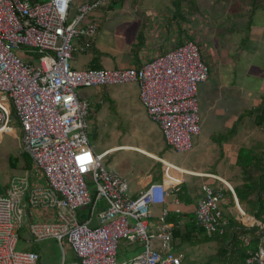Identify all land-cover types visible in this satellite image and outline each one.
<instances>
[{
  "label": "built area",
  "instance_id": "built-area-1",
  "mask_svg": "<svg viewBox=\"0 0 264 264\" xmlns=\"http://www.w3.org/2000/svg\"><path fill=\"white\" fill-rule=\"evenodd\" d=\"M75 1L0 0V138L12 134L14 118L22 134V151L32 160L31 171L12 178L0 194V264H38L36 253L16 250L19 230L26 222L34 241L54 239L61 249L67 243L78 264H118L121 242L143 247L129 264H180L170 226L163 224L157 232L148 227L150 208L164 204L167 188L151 183L137 196L128 195L124 179L103 164L112 152L96 153L89 144L90 102L81 99L77 90L136 84L146 115L159 127L167 146L185 153L200 134L197 92L209 69L199 47L186 42L139 68L74 70L72 40L92 36L96 26L88 21L89 15L106 0L82 2L73 11ZM20 52L31 55L34 63L23 60ZM31 173L36 180L30 179ZM87 173L95 184L94 198ZM224 187L234 201L235 222L262 231L255 249L247 251L245 264H264V215L257 218L246 212L228 183L200 187L196 224L210 237L225 232L229 221L222 208ZM100 200L105 207L99 206ZM85 207L95 215L96 224L91 218L78 220V210ZM44 211L49 218L40 219ZM166 215L163 211L162 223ZM237 239L250 245L246 235Z\"/></svg>",
  "mask_w": 264,
  "mask_h": 264
},
{
  "label": "crops",
  "instance_id": "crops-1",
  "mask_svg": "<svg viewBox=\"0 0 264 264\" xmlns=\"http://www.w3.org/2000/svg\"><path fill=\"white\" fill-rule=\"evenodd\" d=\"M86 1L91 0H76L73 11H75L77 5ZM28 2L39 3L41 1L32 0ZM235 4H237L236 10L243 9L246 14L252 13L253 15L256 11L260 12L258 10L259 7L261 8V11L264 12V0H106L102 7L98 8L89 15L88 21L96 26V30L88 39L83 40V38H80L78 40L79 45L73 53L71 67H74L73 69L82 67V69L94 68L106 70L139 68L146 61L168 51L174 50L186 42H194L198 47L199 42H204L206 43V50L212 55L213 61L215 62V60L217 61L220 59L228 60V64L234 69L235 80L242 84H232L230 86L226 85L225 89L231 87L234 90L241 91V93H244L245 95L247 91H249V86L243 82H245V79H248L250 72H252L253 67H255L254 61L257 59L259 62V59H263V61H261L264 69V25L255 24V27H251L252 23L247 20L246 17L240 19L238 18L239 20L233 22V24L230 25V28L229 24L231 22L228 21L226 24H222L220 21H216L217 16L215 15V10H217L218 14L223 17V15L230 12L232 5ZM222 11H224V14H222ZM240 25L242 30L245 31V37L237 36L240 37V39L237 40V42L235 41L234 50L237 49L239 60H242V63H239L238 59L231 61L230 57L226 55V48H224L223 45L214 47L211 43H208L209 41L212 42V38L217 33H222L224 36V38L219 41L220 43L227 42L225 37H228V33L233 30H238L237 28L240 27ZM231 28H233V30L230 31ZM200 30H202V32H200ZM238 34L239 33H236V35ZM207 40L209 41L207 42ZM84 41L87 42L83 47L84 51H80ZM201 58L210 71L208 65L211 63H208V59H205L204 55H201ZM129 87L135 88L136 90L134 91ZM220 88L221 86L219 85V87H217L218 92H222ZM81 91V89L80 91L78 90V96L81 99H88L87 101L90 100L89 102H91L88 112V128L93 125L92 116L94 113L96 114L97 111L101 110V106L105 107L107 114L112 115L115 113L116 115L125 114L127 116L126 113L130 112L133 98L136 97L135 93L137 94L138 99V87L134 83H125L122 84V87L110 85L92 88L90 91L83 90L88 91V94L87 92L83 93L84 97L80 95ZM223 95L217 93L214 102L215 105H220L219 102H221L226 108L230 107L232 110L238 109L239 115L234 118L232 122L233 127L235 126L233 128V134H236L234 130L239 128V123H241L242 128L241 131L238 130L240 131L238 132V135L241 132H251L252 129H248L249 126H247L248 124H245L244 121L246 117L250 118L253 115L252 110L254 108L249 110L245 109L240 112V108H242L241 105L238 104L240 95H234L232 99L227 98V95L225 96V94ZM257 95L261 98L263 96L262 99L264 100V91L257 90ZM249 97L250 94H247V98ZM93 102H95L94 107H96L94 112L91 109ZM125 104L126 106L123 107ZM221 112L224 113V110L221 109ZM254 124L256 125L255 122ZM157 128L159 130L160 140L157 143H153L149 151L142 147V145L130 144L115 145L106 149L110 150L112 153L119 151L132 152L141 156L143 159L153 161L152 168L148 170L149 172H146L144 176H141L144 179L142 187L139 189L129 190L130 193L128 192V195L130 197L137 196L139 192L144 190L151 183H162L167 188L169 194L165 198L164 204L153 205L150 208L151 218H149L148 227L150 230H154L156 232L159 231L158 229L161 228L163 224L169 225L172 229V225L167 222L168 214L179 213L195 217V206L200 198L199 190L202 185L206 184L215 188L222 186V182L229 184L233 176H235V178L237 177V179L239 178L240 183L243 179V174L240 169L239 172H236L234 167H230V172L228 171L229 169L227 166H232L229 163L226 165L225 169L221 170V175L215 170H201L194 167H186L184 164L182 165L176 160L174 161L173 154H169L170 152H173V150L167 146L158 126ZM229 133L225 132L218 135L213 134L212 139L219 142L221 139L225 140V145L219 148V152L221 154L220 157L225 158L224 160H226L227 158L231 159L230 157L234 156V160H231V163H234L235 165L238 150L243 147L234 151L238 145L232 142L231 138L234 137V135ZM12 134L16 135V130L14 128ZM19 146L21 152H23L21 147V138ZM189 152L184 154H188ZM173 153L176 154V152ZM26 172L27 171L25 170V174ZM233 172H235V174ZM36 177L37 176L35 175V178ZM181 186L185 187L186 195L193 199L192 204L185 205L177 198L175 194L176 190H174V188H180ZM7 187L1 194L5 192ZM100 202L99 206L105 207V202ZM224 204H227V201H224ZM231 209L232 206L227 209V216L234 215V213L231 212L233 211ZM163 211H166L167 215L162 223L160 218ZM248 212L252 213L249 210ZM42 214L43 215H40V219L49 218L47 211L42 212ZM77 215L78 220L80 221H85L88 220V218H91V224H96L95 215L91 216L89 214V207L78 210ZM24 226L28 227V223L26 222L23 224V227ZM179 228H184V221H182ZM31 239L34 243H41L42 241L50 240L46 239L36 242L32 236ZM212 242H214L217 247L215 253L216 255L221 245L216 241ZM201 244L203 243L192 246L188 243H180L179 239L173 240L172 242L173 249L179 257L181 264L186 258L185 249L189 247L195 249ZM67 247L72 251L68 244ZM152 247L156 251L159 250L158 242L156 240L153 241ZM142 251L143 247L140 243L126 244L125 242H121L118 249V257L119 253L120 255H123V262L118 264H129L135 256L140 254ZM30 252L36 253L39 256L38 264H41L39 252ZM62 255L61 264H66L64 250H62ZM73 255L75 257L74 252ZM210 260L219 262L218 260L212 258H210ZM210 260L204 264L209 263ZM219 264L221 263L219 262Z\"/></svg>",
  "mask_w": 264,
  "mask_h": 264
},
{
  "label": "rangeland",
  "instance_id": "rangeland-1",
  "mask_svg": "<svg viewBox=\"0 0 264 264\" xmlns=\"http://www.w3.org/2000/svg\"><path fill=\"white\" fill-rule=\"evenodd\" d=\"M32 1V0H26ZM41 2L46 0H40ZM250 5V4H249ZM264 7V5H263ZM237 4L232 5L230 12L226 13L221 17L217 10H215V15L217 16L216 21H220L222 24H226V22H233L238 21L240 18L246 17L252 24L251 27H255V24L264 25V12L261 11L259 7L258 10L260 12H255L253 15L246 14L243 9L236 10ZM224 14V11H222ZM252 16V17H251ZM239 18V19H238ZM251 18V19H250ZM213 23V22H212ZM241 24V23H240ZM213 25V24H211ZM238 27V26H237ZM238 30H233L228 33V37H225L227 42L220 43L219 41L224 38L222 33H217L212 38V42L207 40L208 43H211L214 47H219V45H223L226 48V55L230 57V60L238 59L239 63H242V60H239V54L237 49L234 47L235 41L240 39L244 35V30L242 27L237 28ZM214 30V28H213ZM212 30V31H213ZM202 32V30H200ZM219 32V31H218ZM236 33H239L236 35ZM216 38V39H215ZM78 39L72 40V46L78 48ZM199 50L200 55H204L205 59H208L209 64V75L208 80L205 83H201L198 85V115L200 120V134L196 136L192 141V150L188 154L184 153H173L170 152L169 154H173L174 161H178L182 165L186 167H194L196 169L201 170H215L219 174L222 175L221 170L225 169L226 165L231 164L232 166L228 165V171L230 172V167H234L236 172H239V168L231 163V160H234V156L230 157L231 159L221 158L219 148L225 145L224 141H214L212 139V135L216 134H223L225 132H230L229 134H233V120L236 118L238 114V109L232 110L230 107H225L223 103L219 102L220 105H215V97L217 93L220 95L225 94L227 98L232 99L234 95H240L238 99V104L241 105L240 112L245 109H252L259 107L260 105L264 104V100L257 95V90L264 91V69L262 67L263 59H256L254 61V66L252 72H250L248 79H245L243 82L247 86H249V91L244 95L239 90H234L231 87L226 88V85L230 86L232 84L238 85L240 84L235 80L234 77V69L228 63L226 59H220L213 61L211 53L206 50V43L199 42ZM202 47V49H201ZM208 48V47H207ZM20 57L23 60H29V62L34 63V59L31 55L24 54L23 52L19 53ZM212 58V59H211ZM211 59V60H210ZM240 67V66H238ZM242 67V66H241ZM74 68V67H73ZM79 71L83 70L82 67H77L74 70ZM214 73V75H213ZM222 79V80H221ZM224 81V82H222ZM221 86L220 90L222 92L217 91V87ZM242 85V84H240ZM113 86H121V85H113ZM112 87V86H111ZM124 87V86H123ZM134 91L135 88H131ZM80 95L84 97L83 93L90 91L92 88H79ZM223 89V90H222ZM77 90V92H78ZM88 90V91H83ZM247 94H250V97L247 98ZM135 98H133V102L131 103L130 112L125 114H118L115 113L110 115L107 114L105 111V107L101 106V110L97 111V113L92 116L93 125L88 128L87 136L89 140V144L93 147L96 153H102L108 148H111L115 145H122V144H130V145H142L146 150L149 151L151 149V145L153 143H157L160 140L159 130L157 125L153 123L145 114L143 105L141 104L139 99V91H138V99L137 94L135 93ZM224 96V95H223ZM88 100V99H87ZM132 100V99H131ZM236 100V99H235ZM90 101V100H89ZM229 101V100H228ZM91 103V102H90ZM94 103L91 106L92 111H95ZM109 106V104H108ZM126 104L123 106L125 107ZM264 106V105H262ZM90 109V111H91ZM221 109L224 110V113L221 112ZM235 111V112H234ZM120 112V111H119ZM239 112V113H240ZM235 113V114H233ZM256 114L253 111V115L249 118L246 117L244 123L248 124V129L251 128V132L239 133L241 131L242 125L241 123L238 124V129L234 130L236 134H233L232 142H234L237 146L234 151H237L238 148H248L252 151L258 150L264 153V130L259 125H255L254 118ZM264 118V117H263ZM14 119V118H13ZM10 123V126L16 130L15 134H2L0 138V194L4 191V189L9 185L10 180L15 177H21L25 175L24 169V162L21 157V149L19 146V141L21 138V130L19 127L18 122L14 119ZM89 124V116L87 118ZM254 120V122H253ZM264 126V124H262ZM240 130V131H238ZM241 134V136H240ZM229 141V140H228ZM186 153V152H185ZM187 156V157H186ZM13 157L16 158V165L12 167L9 158ZM229 157V156H228ZM146 162H145V161ZM177 163V162H176ZM103 164L107 170L115 173L122 179H124L127 185V193L129 190L139 189L144 184V179L141 176H144L145 173L149 172L148 170L152 168L153 161L149 159H143L141 156L134 154L132 152L127 151H119L113 152L111 155L105 157L103 159ZM233 168V171H234ZM235 174V172H233ZM30 179L36 180L34 178L35 174L31 173L28 174ZM86 181L89 184V190L91 197H95L96 188L95 184L93 183L91 174L85 175ZM240 183L239 178H235L233 176L231 178V182L229 185L233 187L234 184ZM130 193V192H129ZM101 202L103 200H100ZM100 202V203H101ZM104 202V201H103ZM221 206V205H220ZM222 207V206H221ZM88 208V207H86ZM242 208L248 212V208L242 205ZM234 213V208L232 209ZM151 218V217H150ZM150 220V219H149ZM159 230V229H158ZM216 244L212 241L203 243L197 246L195 249L192 247L185 249L186 258L182 264H204L210 258L216 259ZM16 250L20 252L26 251H34L39 252L40 255V263L41 264H61L62 262V250L65 252V263L66 264H78L75 259L73 252L69 250L67 244L63 243V249L58 245V243L53 239L42 241L41 243H34L31 239V236L28 233V227L24 226L19 231V241L16 245ZM123 262V255L118 257V263ZM181 264V263H180ZM207 264H219V262L210 260Z\"/></svg>",
  "mask_w": 264,
  "mask_h": 264
},
{
  "label": "trees",
  "instance_id": "trees-1",
  "mask_svg": "<svg viewBox=\"0 0 264 264\" xmlns=\"http://www.w3.org/2000/svg\"><path fill=\"white\" fill-rule=\"evenodd\" d=\"M262 105L252 111L256 114L255 123L259 125L258 127L261 125L264 130V126H262L264 124V106ZM21 157L25 164L24 169L31 171L32 160L30 157L25 152H21ZM9 162L12 167H15L16 158L10 157ZM235 165L243 174L242 182L236 183L232 187L238 203L241 206H246L257 218H261L264 215V153L258 150L252 151L248 148H240L236 156ZM175 194L179 201L185 205L193 203V199L186 195L185 187L181 186ZM224 194L227 204H224V208H222L224 216L228 218L229 226L222 235L208 236L196 224L195 217L191 215L168 214L167 222L172 225V242L179 239L180 243H188L194 246L200 243L216 241L221 246L218 249L215 260H218L221 264H245V259L248 256L247 251L255 249L262 231L258 226L249 230L243 228L235 222L232 216H227V209L234 205V201L227 188H224ZM182 221H184L183 229L179 228ZM240 234L250 237V245L245 246L237 239Z\"/></svg>",
  "mask_w": 264,
  "mask_h": 264
},
{
  "label": "clouds",
  "instance_id": "clouds-1",
  "mask_svg": "<svg viewBox=\"0 0 264 264\" xmlns=\"http://www.w3.org/2000/svg\"><path fill=\"white\" fill-rule=\"evenodd\" d=\"M179 189V188H178ZM177 191V190H176Z\"/></svg>",
  "mask_w": 264,
  "mask_h": 264
}]
</instances>
